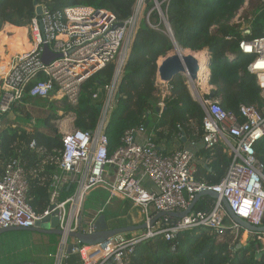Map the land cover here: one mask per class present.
<instances>
[{"label": "built area", "instance_id": "2783aa9c", "mask_svg": "<svg viewBox=\"0 0 264 264\" xmlns=\"http://www.w3.org/2000/svg\"><path fill=\"white\" fill-rule=\"evenodd\" d=\"M146 1L138 0L134 14L127 19H118L105 9L88 5L63 10H51L43 5L42 15L31 19L38 23L33 49L25 56L11 59L8 71L0 74V127L10 121L32 131L39 127L19 120L34 117L30 98L45 100L48 104L43 108L51 112L63 110L64 101L76 106L82 84L108 64L116 65L111 83L104 87L105 97L97 125L93 129H58L63 146L52 175L47 209L37 213L30 205L29 173L21 158L10 160L0 177V230L12 226L36 227L46 217L58 218L63 234L57 250L49 254L52 264H69L72 254L80 256V264H130L136 246L154 237L170 241L178 233L198 227L209 228L218 235L228 228L241 229L228 214L224 199L237 216L255 226L264 225V164L255 148L264 138V106L243 104L235 113L224 109L218 98H211V89L201 94L196 87L193 97L205 112L200 143L192 140L181 149L163 153L152 135L144 139L139 137L144 131L142 123L127 127L120 146L110 151L106 125L117 110L116 87ZM249 1L246 0L236 17L249 6ZM257 2L260 10L264 9V0ZM150 14H147L148 23L158 28L150 22ZM159 15L163 24L167 23L162 9ZM252 20L242 22L238 29L244 33L251 31ZM165 31L171 35L170 29ZM45 45L57 54L50 63L42 58ZM239 49L254 56L248 71L256 77L264 96V34L251 40L242 39ZM228 57L233 61L236 55L228 54ZM185 77L190 83L189 75ZM207 78L204 71L196 86ZM160 84H166L167 96L163 95ZM156 94L158 106L164 108L165 101L172 95L171 82L157 79ZM93 96L98 98L97 93ZM30 147L46 152L38 148L35 141ZM214 147L227 153L231 164L217 182L200 181L196 176V163L210 161L199 159L197 152ZM65 187H73L74 191L63 199ZM95 190L107 191L108 199L105 204L87 210V200ZM207 190L216 192L219 197H211L204 207L184 217L164 215L157 218L160 212L187 210L197 194ZM114 198H117L115 202ZM120 200L130 201L134 207L142 209L146 229L130 236L116 234L95 245L82 244L69 236L71 232L94 233L95 224L100 215L105 214L107 205ZM243 235L248 240L257 238L264 245V232L244 229ZM71 242L79 244L72 254L68 253ZM22 264L44 263L28 261Z\"/></svg>", "mask_w": 264, "mask_h": 264}, {"label": "trees", "instance_id": "16d2710c", "mask_svg": "<svg viewBox=\"0 0 264 264\" xmlns=\"http://www.w3.org/2000/svg\"><path fill=\"white\" fill-rule=\"evenodd\" d=\"M37 1L51 10H63L77 5L93 6L111 12L118 19H127L134 14L138 0ZM158 1L175 40L182 48L195 52L209 50L211 54L209 83L224 109L238 113L243 104L263 107L262 90L256 77L248 71V64L254 56L241 52L239 43L242 39L251 40L264 34V9L260 10L261 6L256 7L257 15L252 20L251 33L245 34L238 29L240 25L231 22L246 0ZM149 12L150 22L158 28L148 23ZM34 17H36L34 0H0V31L6 24L16 28L24 27ZM173 50L174 42L165 31L155 2L147 0L133 32L116 87L117 110L109 119L106 129L111 152L120 146L121 137L127 127L150 121L151 124L158 122L149 126V132L160 144L163 153L168 150L164 149L165 146L168 148L181 146L183 135L197 142L201 139L205 112L192 96L187 78L183 75H178L171 82L172 95L165 101L162 117L147 120L156 112L158 106L156 101L158 61ZM228 54H235L236 58L230 61ZM115 69L116 65L111 63L88 78L81 86L79 103L76 106L64 101L63 111L76 115L75 127L93 129L96 126L100 114L99 106L105 97L104 87L111 83ZM2 73L0 64V74ZM95 93L98 94V98H94ZM35 100L31 103L33 112L31 115L37 118L19 120L30 125L35 119L34 126L54 130L49 133L38 128L29 131L25 127L5 121L0 127V177L10 160L21 158L29 173V203L37 213H42L49 206L51 179L63 146L56 125V121L62 117L56 111L44 110L43 101ZM32 141L46 152L41 153L36 148H31ZM255 148L257 157L264 164V138ZM197 153L206 156L210 161L198 165L196 176L200 181L217 182L231 164V157L218 147L202 148ZM73 191V187H65L62 198L70 196ZM200 200L205 205L206 201L212 198L203 196ZM199 208L202 207L195 209ZM115 212L117 215L114 217L117 221L122 211ZM129 225L131 223L118 221L113 227ZM243 231L228 228L222 235H218L209 228L198 227L180 232L170 241L160 236L154 237L136 246L130 264H264L263 243L257 238H252L245 245L241 244ZM35 233L42 235L41 240L34 239V245H40L38 246L40 250L56 249L58 246L59 235L32 232L33 238ZM125 234L130 236L135 233ZM49 236H54L55 239L51 241L45 238ZM49 246L51 247L46 250L45 247ZM77 258L78 256L73 262L80 264Z\"/></svg>", "mask_w": 264, "mask_h": 264}, {"label": "water", "instance_id": "95a60500", "mask_svg": "<svg viewBox=\"0 0 264 264\" xmlns=\"http://www.w3.org/2000/svg\"><path fill=\"white\" fill-rule=\"evenodd\" d=\"M155 8L158 9V13L161 12V3L156 0L155 1ZM34 4L36 6V15L40 16L43 13V5H41L37 0H34ZM168 24V25H167ZM164 26L166 29L171 30V38L174 42V50L175 52L173 54H169L163 59L159 60L158 62V78L161 81L165 82H172L175 77L178 75H189V82L191 84L196 83L199 78L203 75L204 72L201 73V66L199 64V61L194 57L193 53L194 51L190 49H184L182 48L177 41L174 38L173 31L169 25V22L164 23ZM251 31L249 30L245 34H250ZM177 46L182 48L183 50H190V53L187 55L179 53L177 50ZM208 51V61L206 63V69L205 71L208 74L207 82L209 83L210 79V52ZM57 54L53 53L51 49L49 48L48 45L44 46V52L42 55L43 61L45 63H50L53 58H55ZM187 72V73H186ZM201 75V76H200ZM210 97L215 98V93L213 91L210 92ZM102 106H99V110H101ZM157 111H164V108L157 107ZM184 140L185 137L183 138ZM203 196H210L212 198H218L219 195L212 191V190H207L201 193H198L195 200L192 202L190 207L182 212H160L157 215V218L164 216V215H171V216H180L184 217L187 214H189L192 210L196 208V205L198 204L199 200ZM224 204L226 206L227 212L230 215V217L238 223L242 228L247 229L252 232H264V225L263 226H255L245 219L237 216L230 208L228 202L226 199L223 200ZM154 222L151 223L153 225ZM96 231L92 234H84L81 232H71L70 237L72 238H77L82 244H87V245H95L98 243L104 242L107 238L114 236L116 234L120 233H127L135 230H144L147 228V223H142L138 225H129V226H121V227H111L108 220H107V215L106 214H101L99 219L96 222ZM15 230H21V231H36V232H41V233H46V234H56L59 236H62L63 231L59 227V221L57 217L50 216L44 218L42 221H39L37 223L36 227H20V226H12L9 228H4L0 230V234L8 232V231H15ZM79 244L77 243H70L68 246V253L72 254L73 253V248L78 247ZM2 264V263H0Z\"/></svg>", "mask_w": 264, "mask_h": 264}, {"label": "rangeland", "instance_id": "374dc122", "mask_svg": "<svg viewBox=\"0 0 264 264\" xmlns=\"http://www.w3.org/2000/svg\"><path fill=\"white\" fill-rule=\"evenodd\" d=\"M257 6H259L257 0L249 1V6H246V8L244 10L240 11L239 18L235 16V18L232 20L231 23L242 25V22L247 23L248 20L254 19L257 15L255 13V9ZM142 16H143V14H142ZM26 35H27V27L24 26V27L16 28L11 24L10 25L6 24L2 28V30L0 31V43H2L4 47H6V54L11 53V51L15 52L17 54H20V52L23 50V48H25L27 46L25 44L26 43L25 40L28 39ZM0 51L2 54V57H1V62H2L3 61L2 59L4 57L3 56L4 53L2 52L1 49H0ZM174 52H175V50L171 51V54H173ZM163 58H160V60ZM11 59H12V57H11ZM3 63H4V61H3ZM188 86H189L190 92L193 93V91H195L193 86L190 83H188ZM156 97H157L156 101L158 103L159 97L157 94H156ZM35 99H39V98H30L29 102L32 103L33 100H35ZM40 100L43 101L42 103H44V105L48 104L45 100H42V99H40ZM49 105L53 106L52 104H49ZM31 114H33L32 111H31ZM58 114L62 116V118H60L56 121V125L58 126L59 129L66 130V129H70V128L75 126L73 119L76 115L74 113L66 114L64 111H58ZM157 115H158V112L156 111L154 114L151 115V117H155ZM39 130L46 131L49 133L54 129H39ZM107 199H108V192L107 191L95 190L94 192H92L91 196L87 200L86 209L87 210L95 209L98 207V205H101L102 203L105 204ZM116 200H117V198H114L113 202H115ZM198 204L199 205L202 204V201L199 200ZM198 204L196 205V208L198 207ZM124 205H125L124 211L119 216V220H117V221H116V217H114V216L117 215V213L115 211H118V210H115L113 208L114 207L113 204L107 205V208L105 209V214L107 215V220H108L110 226H114L115 224H117L118 221L131 223V224H133V223L139 224V223L144 222V213H143L141 208L134 207L130 201H127ZM229 222H230V220L228 221V223ZM141 231H143V230H135V231H131V232L138 233ZM8 232L9 233H19L22 231L21 230H15V231H8ZM41 238H42L41 234L35 233L34 239H37V241H39V240H41ZM45 238L48 240H51V241L55 239L54 236H49V237H45ZM240 240H241V244H243V245H245L249 241L248 238L245 237L243 234H242ZM37 244H39V243H37ZM38 246L40 247V245H35L36 250H37ZM50 247L51 246L45 247V249L47 250ZM21 256H26V254L23 253Z\"/></svg>", "mask_w": 264, "mask_h": 264}, {"label": "crops", "instance_id": "0c3cea01", "mask_svg": "<svg viewBox=\"0 0 264 264\" xmlns=\"http://www.w3.org/2000/svg\"><path fill=\"white\" fill-rule=\"evenodd\" d=\"M8 25H10V24H8ZM205 50L207 51V49H205ZM15 54H17V53H15ZM169 54H171V52ZM1 57H2V54H1V51H0V64H1V67H2L3 73H4L7 69L5 68L4 63H3L4 58L2 59L3 61L1 62ZM161 58H163V57H161ZM158 81H160V80L158 79ZM160 85H161V87H164V84H160ZM196 87L199 89L198 91L201 94H204L205 91H208V89H211V86L208 84L207 80L206 81L204 80L203 82L200 83L199 86H196ZM190 108H192V107H190ZM192 110H193V108H192ZM48 111H50V110H48ZM60 111H63V110H60ZM56 112L58 113V111H56ZM59 116H61V115H59ZM160 117H162V116L158 117V115H157L155 117H149L147 120L154 119V118H160ZM33 118H37V117L34 116ZM125 118H127V117H125ZM189 118H191V117H189ZM74 120H75V117H74L73 121ZM139 120H142V119H139ZM20 121L23 122L22 120H20ZM108 121H107V125H106L107 128H108ZM157 123L158 122L151 124V121L149 123H145V124L143 123L144 131L141 133V135H139V137L144 139V137H146V135L150 134L149 126H151V125L153 126V125H155ZM163 123H168V122H163ZM39 129H43V128H39ZM184 137H185L186 140L183 139ZM182 140H183V143H182L181 146L180 145L179 146L175 145V146H171L170 148L165 146L164 149L165 148L168 149L166 154H169L170 152H173V151H175L177 149H181L182 147H184L185 145H187L189 142L192 141V140L188 139L185 135H183ZM199 143H200V141H199ZM200 150L201 149H199L198 151H200ZM198 158L201 159V160H203L204 158L206 160H208L207 157L202 155V154L198 155ZM200 162L201 161H197V163H196V167L197 168H198V165L201 164ZM125 203L126 202H123V201L122 202L121 201H119V202L117 201L113 205L114 206L113 208L115 210L123 212L124 208H125V205H124ZM202 205L203 204H200V205L198 204V207H204V205L203 206ZM142 223H139V225L142 224ZM131 225H138V223L137 224L133 223ZM32 232H36V231H22V232H19V233L5 232V233L0 234V263H2V264H22V263H24L26 261L28 262V260L31 259V260H34V262H39V263H44V264H52L53 263V259L49 257V254L50 253H54L57 250V247H56V249L51 248V249H49L47 251H42L38 247L37 250H36L35 249V245H34L35 243H34V238L32 236ZM23 253L26 254V256H21ZM76 256H78L77 259L80 260V256L78 254H72L68 258V262L70 264L71 263L75 264V262H73V261H74V258H76ZM78 262H80V261H78Z\"/></svg>", "mask_w": 264, "mask_h": 264}, {"label": "bare ground", "instance_id": "6f19581e", "mask_svg": "<svg viewBox=\"0 0 264 264\" xmlns=\"http://www.w3.org/2000/svg\"><path fill=\"white\" fill-rule=\"evenodd\" d=\"M25 27H27V35L26 36H27L28 39L25 40V42H26L25 44L27 46L25 48H23V50L20 52V54H15L14 52H11L9 54H6V47H4L2 43H0V49L4 53L3 54V56H4L3 57L4 58V66L7 69L5 72H7L8 69L10 68L11 57H12V59H14V58H16L17 56H20V55L25 56V55L29 54V52L33 49V47L35 45V40L38 37L37 36V33H36L37 30H38V23H37V21L35 19H33V20L29 21V23L27 25H25ZM177 49H178L177 51L179 53L184 54V55H187V54L190 53V50H183L182 48H180L178 46H177ZM192 53H193L194 57L199 61V64L201 66V73L204 72L205 69H206V63L208 61V52L206 50H201V51L192 52ZM164 85L165 86L163 87V95L164 96H167V94L169 93V90H168L166 84H164ZM146 123H149V122H146ZM35 124H36V121H35V119H33L32 120V123L30 125L31 126H34ZM76 128L77 127L74 126L71 129H76ZM66 130H68V129H66Z\"/></svg>", "mask_w": 264, "mask_h": 264}, {"label": "clouds", "instance_id": "9594fccd", "mask_svg": "<svg viewBox=\"0 0 264 264\" xmlns=\"http://www.w3.org/2000/svg\"><path fill=\"white\" fill-rule=\"evenodd\" d=\"M161 8H162V7H161ZM164 27H165V26H164ZM207 50H208V49H207ZM194 52H195V51H194ZM168 55H169V54H168ZM210 55H211V54H210ZM158 62H159V61H158ZM183 76H185V75H183ZM186 78H187V77H186ZM158 79H159V78H158ZM209 80H210V79H209ZM196 83H197V82H196ZM196 83H194V84H191V83H190V84H191L194 88H196ZM187 84H188V83H187ZM208 84L210 85V83H208ZM188 87H189V86H188ZM212 89H213V88H211V91H212ZM189 90H190V89H189ZM211 91H210V92H211ZM191 94H192V93H191ZM192 96H193V95H192ZM215 98H217V97H215ZM157 107H159V106H157ZM162 112H163L162 110H161V111H158V113H159L158 115L161 116V113H162ZM159 116H158V117H159ZM143 223H145V221H144ZM262 226H263V225H262ZM111 227H113V226H111ZM241 229L244 230V228H242V227H241ZM243 233H244V231H243ZM243 233H242V234H243Z\"/></svg>", "mask_w": 264, "mask_h": 264}]
</instances>
